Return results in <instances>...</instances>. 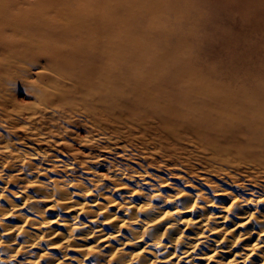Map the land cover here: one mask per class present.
Listing matches in <instances>:
<instances>
[{
	"label": "bare ground",
	"instance_id": "bare-ground-1",
	"mask_svg": "<svg viewBox=\"0 0 264 264\" xmlns=\"http://www.w3.org/2000/svg\"><path fill=\"white\" fill-rule=\"evenodd\" d=\"M50 2L35 11L28 0H0V21L37 24L39 15L47 31L34 51L32 40H2L0 30V49L15 53L2 56L0 72L45 59L80 92L77 101L73 91L39 89L33 112L59 96L108 118L125 113L170 142L166 153L153 148L155 161L138 159L143 170L115 163L76 177L72 161L49 156L38 166L29 158L39 151L0 140V264H264V100L174 66L172 54L125 48L112 38L107 0ZM190 142L204 153L197 174Z\"/></svg>",
	"mask_w": 264,
	"mask_h": 264
},
{
	"label": "rangeland",
	"instance_id": "rangeland-1",
	"mask_svg": "<svg viewBox=\"0 0 264 264\" xmlns=\"http://www.w3.org/2000/svg\"><path fill=\"white\" fill-rule=\"evenodd\" d=\"M50 1L53 0H28L26 7L36 11ZM54 1L58 2L56 7L64 2ZM107 1L112 9L106 14L112 38L123 39L125 48L142 46L149 49L144 54L150 56L159 52L172 54V65L186 67L198 77L223 86L235 95L264 100V0ZM51 2L49 5L53 7L55 2ZM119 2L122 5L121 14L117 13ZM64 3L75 7L74 0ZM100 10L103 15L106 13L103 7ZM34 18L37 19L34 20L37 24L30 23L29 18L21 22L0 21V30L5 32L1 39H30L33 41L34 51H37L43 46L42 36L47 31L38 30L37 25L45 23L42 16L37 15ZM81 33L83 32H74L72 41L77 43L81 39ZM63 45V40L55 43L58 47ZM29 49L20 47L15 50L30 51ZM12 50L0 49V59L4 54L9 56ZM26 55L30 56V53ZM11 64H8V70L1 71L4 81L9 78L15 80L14 73L19 63ZM30 66L29 79L36 82L32 86L35 93L44 88L50 91H73L74 98L80 100V92L73 84L66 83V79L51 70L45 59H38L36 67ZM20 83L24 84L23 81ZM0 91L7 97L0 100V118L9 124H13L15 119L21 120L14 134L5 132L4 129H0V133L9 141L15 142L19 148L39 151L42 157L29 158L38 166H45L46 157L59 156L73 162L77 177L84 175V167L99 169L106 164L115 163L143 170L144 162L139 164L138 159H146L145 163L155 161V156L151 153L153 148L166 153L161 146L166 145L169 139L163 133L141 126L129 115H124L125 113L122 117L108 118L107 114H98L86 105H62L56 94L52 95L56 96L53 102L40 106L34 113L31 103L34 102L36 94L29 91L28 87H23L19 93L7 88ZM60 106H64L65 112H73L76 117L70 121H62L63 128L53 122L56 117H52L47 110L49 107ZM8 117L14 119L9 120ZM185 148L187 154L194 156L189 162L197 174L200 169L198 166L201 167L198 163L199 157L204 153L193 142L185 145ZM181 162L179 164L183 166L180 167L184 168L186 163Z\"/></svg>",
	"mask_w": 264,
	"mask_h": 264
},
{
	"label": "clouds",
	"instance_id": "clouds-1",
	"mask_svg": "<svg viewBox=\"0 0 264 264\" xmlns=\"http://www.w3.org/2000/svg\"><path fill=\"white\" fill-rule=\"evenodd\" d=\"M0 67L3 66L0 65ZM30 67H31L30 64H24V63L19 64L15 69V73H14L15 80H13L12 78H9L7 81L0 80V89L7 88L9 90H14L17 93H19L23 87H28L29 91H33L32 86H34L36 82L29 79ZM2 75L3 73L0 72V76ZM20 81H23L24 84H21ZM65 82L68 84H72L73 80L72 78H69ZM33 94H36L38 98H40V96L42 95V93H35L34 91ZM4 99H7V97H5L3 91H0V100H4ZM44 102L47 103V100H45ZM47 110L51 112L52 117H56V119L53 122L59 125L61 128H63L62 121H65L66 119L70 121L71 119L76 118L73 112H65L64 106H60L57 108L49 107ZM41 118L43 119L44 117L42 116ZM8 119L13 120L14 118L8 117ZM48 119L51 120V117H49ZM20 124H21L20 119H15L13 124H9L3 118H0V129H4L5 132L14 134L16 127L19 126ZM4 138H5L4 134L0 133V140H3ZM3 178H4L3 173L2 171H0V179ZM42 187H47V186L42 185ZM42 214L43 213H41V215ZM41 239H43V237H41ZM15 258H16L15 256L12 257L13 260H15Z\"/></svg>",
	"mask_w": 264,
	"mask_h": 264
}]
</instances>
